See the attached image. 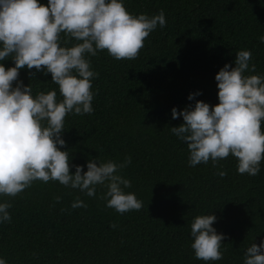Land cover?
Returning a JSON list of instances; mask_svg holds the SVG:
<instances>
[{"label":"trees","instance_id":"1","mask_svg":"<svg viewBox=\"0 0 264 264\" xmlns=\"http://www.w3.org/2000/svg\"><path fill=\"white\" fill-rule=\"evenodd\" d=\"M124 6L133 15L163 10L166 24L149 34L135 59L116 60L106 50L89 57L98 73L94 111L65 117L60 150L83 171L95 157L118 163L131 157L120 174L144 207L120 214L106 207L103 186L88 197L37 180L2 198L12 206L11 221L0 224V257L7 264H205L194 258L190 224L212 214L225 239L223 259L209 264H243L246 248L264 239V160L256 176L239 174L231 154L215 167L211 160L189 166L187 144L170 131L183 118L173 119L171 110L197 100L217 104L215 75L226 63L235 66L239 50L251 51L256 66L245 75H264V0H124ZM0 63L14 66L12 59ZM18 80L33 95L57 89L43 66L20 69ZM77 198L87 207L71 208Z\"/></svg>","mask_w":264,"mask_h":264},{"label":"clouds","instance_id":"2","mask_svg":"<svg viewBox=\"0 0 264 264\" xmlns=\"http://www.w3.org/2000/svg\"><path fill=\"white\" fill-rule=\"evenodd\" d=\"M165 24L163 10L151 16L133 15L124 0H47L46 6L39 0H0V61L14 62L7 69L0 63V224L11 221L12 205L2 198L16 197L37 180L57 181L88 197L103 186L106 207L120 214L144 207L134 192L125 191L131 181L120 174L131 157L119 163L95 157L83 171L84 166L70 163L69 151L60 149L65 146V117L94 111L92 80L98 73L91 69L89 57L106 50L116 60L135 59L149 34ZM260 42L264 43V36ZM251 58V51L239 50L235 66L226 63L216 73L217 104L197 100L179 112L172 108V118L180 116L183 123L170 131L187 144L189 166L211 160L215 167L231 154L239 174L260 173L264 75H245L256 71ZM42 66L57 89L33 95L30 84L18 80L19 70L41 71ZM199 94H189L187 99ZM70 167L75 169L71 174ZM77 207L87 205L77 198L71 208ZM216 219L212 214L199 215L190 224L194 258L205 264L223 259L220 249L225 236L212 226ZM0 264L7 261L0 257ZM243 264H264V239L246 248Z\"/></svg>","mask_w":264,"mask_h":264}]
</instances>
